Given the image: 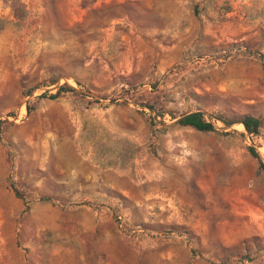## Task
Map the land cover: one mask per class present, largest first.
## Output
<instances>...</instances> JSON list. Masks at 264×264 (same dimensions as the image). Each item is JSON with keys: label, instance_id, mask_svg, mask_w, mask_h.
Returning a JSON list of instances; mask_svg holds the SVG:
<instances>
[{"label": "rangeland", "instance_id": "rangeland-1", "mask_svg": "<svg viewBox=\"0 0 264 264\" xmlns=\"http://www.w3.org/2000/svg\"><path fill=\"white\" fill-rule=\"evenodd\" d=\"M249 147L264 0H0V264H264Z\"/></svg>", "mask_w": 264, "mask_h": 264}, {"label": "trees", "instance_id": "trees-1", "mask_svg": "<svg viewBox=\"0 0 264 264\" xmlns=\"http://www.w3.org/2000/svg\"><path fill=\"white\" fill-rule=\"evenodd\" d=\"M67 91H74V89L70 86H64V85L59 86L56 93L49 94L48 98L56 99L61 92H67ZM45 95L47 94L44 93L42 97H45ZM221 121L226 125H230L234 123L232 121H225V120H221ZM236 122L242 125L241 128H243L248 135L257 136L259 134V130L261 127V120L259 118H256L253 116H244L241 119L237 120ZM177 124L183 127L193 128L194 130L199 131V132L207 133V132L215 131L214 125L211 122L206 121L203 118L202 114L199 112H193V113H188V114L183 115L181 118L177 120ZM248 151H249V154L253 158H256L257 160H259L260 167L264 169V166L261 160L259 159L257 152L252 147H249ZM40 200L47 201L48 198H41Z\"/></svg>", "mask_w": 264, "mask_h": 264}]
</instances>
